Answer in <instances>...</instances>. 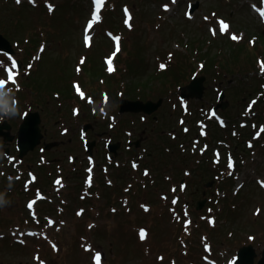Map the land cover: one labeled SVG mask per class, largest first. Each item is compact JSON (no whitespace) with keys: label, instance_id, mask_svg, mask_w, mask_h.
I'll use <instances>...</instances> for the list:
<instances>
[{"label":"rangeland","instance_id":"obj_1","mask_svg":"<svg viewBox=\"0 0 264 264\" xmlns=\"http://www.w3.org/2000/svg\"><path fill=\"white\" fill-rule=\"evenodd\" d=\"M44 1L38 0L39 7L34 8L32 5L35 0H19V3L17 0H0V33L5 35L7 28V20L2 18V12L8 16L13 13L12 22L17 24L19 21L21 25L15 38L16 41L10 39L15 55L4 56L3 53H0V81L4 82V87L0 88V92L6 87L4 93L2 92L3 96L8 94V88H10V92L17 89L14 85L20 86V77L25 75L26 71L27 74L30 72V66L26 67L24 63L21 64L24 62V53L27 48L15 44V42L18 40L26 42V39H29L38 46L40 45L39 52L37 54L36 51L34 52L36 59L40 58L41 53H44L43 58L47 56V53H51L48 62H42L44 69H41L37 74L35 88H38L41 93L37 94L35 89H31L32 81L29 80L27 82L30 85L29 93L17 99L20 105L18 109L14 108L15 112H8L13 117L10 120L13 125L12 129L14 132L18 131L25 114L39 112L42 125L48 133L46 142L55 144L51 150H48L46 146L44 153H40L37 149L27 154L23 159L24 162L17 159L19 152L15 143L3 142L0 146L2 166L0 197L2 194L1 201L4 202L0 206V218L4 223V227L0 225V228L2 227L0 230V260L8 264H95L94 257L99 254L105 260L104 264H175L172 258L178 263L183 264L184 261L186 264V259L194 249L190 245L193 238H190L189 235H185L180 242V238L183 236L182 230L185 232L192 229L188 226L189 218L183 207L184 201H188V198L184 199L183 196H191L194 181L199 182L195 189L194 204L201 199L204 191L207 193V198L210 192H213L212 197H214L218 194V190L224 189L225 191L223 193L226 195L225 200L221 202L220 208L217 210V216L220 219V221L217 220L218 225L223 230L217 234L219 240L213 243L214 247H222L224 243L226 251H230L231 249H227V246L236 244V248H239L244 244H252L260 254L264 249V190L255 182V179L260 177L261 180H264V136L259 132L261 128H264V118L245 119L249 115H254V111H250L251 105L245 103L257 95L254 100L260 102L254 105L253 109L264 110V99L259 94L260 92L253 96H250L249 93L234 95V92H238L239 88L244 87L245 83L250 81L247 80V73H258V69L262 70V62L257 63L256 56L249 58L234 46L231 48L226 46L220 51L212 46L211 56L208 60L212 59L213 62L215 60L216 69L213 72L199 73L206 77L204 97L199 100L189 97L180 98L182 93H188L183 90L186 88L185 84L166 93L168 88H166L165 81L157 78L156 76L159 75L155 73L158 62L162 61L163 53L178 49L177 42L191 43L202 40L203 35L206 34L202 27H205L209 32L210 23L208 21L213 24L214 30L221 29L220 21H223L230 26L232 31L240 32L242 35L248 34L250 30L254 32V26L262 24L261 21L264 20L260 14L263 10L256 7L255 1L257 0H175V3L173 0H157L151 3L148 0H112L107 8L105 0H102L101 4L106 10L102 13V18L101 13L99 14L101 21L95 24L97 26L93 30H91L93 23L98 20L94 21V18L90 17L92 0H50L58 6L60 2L67 3L66 10L59 9L52 14H49L45 9L47 3L44 4ZM197 1L201 3L200 7L193 16H188L191 4H195ZM187 2H190L188 11H186ZM162 4H164L163 7H161ZM52 6L54 7V5ZM74 6H76L75 14L72 13ZM166 7L167 10H165ZM185 13L188 20L185 18ZM144 16L148 21L157 17L162 22L153 23L150 26L142 22ZM103 21H105L104 24ZM57 22L61 24L59 25ZM258 34H261V31L255 33V35ZM48 37L53 38L52 44H48L46 41ZM260 41V38L253 36L251 44L256 43V49L259 47ZM117 43L119 44L118 52L116 50ZM174 43H176L175 46ZM29 44L33 48L34 43ZM184 51L188 53V48H185ZM177 55L181 56V53ZM102 56H106V60L111 59L112 67H115L117 63L116 67L118 65L126 70L125 66L128 60L131 61V67H143L145 63H149L148 67L143 68L144 77L142 76V79H146V81L141 79V83H147V87L145 91L137 94H142L141 101L143 103L147 100L158 103L162 99V106L152 115L119 113L123 101L128 98L133 99L137 94L125 97V86L119 93V90L110 88L105 79L94 77L92 70L81 80L84 89L89 93L86 94L82 89L83 95L79 96L81 101L73 91H71L72 98H65V94L71 89L69 84L65 83L60 89L55 90L51 67L59 65L75 67L77 63H79L77 67H81L91 57L97 63L95 68L98 69L104 66L103 62L106 63ZM192 56H196L195 52L192 53ZM234 57L237 59L234 60ZM183 58L179 76L189 78L191 76L189 69L193 65H187V57ZM82 60L83 63H81ZM13 61H15V67ZM36 64L40 66L39 62ZM106 66L109 67V65ZM10 73L11 77L16 76L15 82L10 80ZM71 73L73 77L65 76L64 81L68 77V79L73 78L72 80L80 82L75 70ZM117 75L127 85L132 83L127 73H117ZM260 77L264 78V74H260ZM260 81L264 83V79H256L254 86L258 85ZM58 82H62L61 76H59ZM115 83L118 84V82ZM223 91L226 98L219 101ZM48 93L57 94L58 98ZM11 94L13 96L15 92L12 91ZM242 99L243 104L240 103ZM226 101L229 102L226 109H218L219 116L221 114L227 120V128L225 131H220L214 127L213 120L217 119V116L211 110ZM242 115L244 116L242 117ZM203 120L206 121L207 126L210 123L206 130L208 132L206 138L200 137L199 133L201 129L199 122ZM88 126L89 128H87ZM256 130L257 134H254ZM213 133L217 134L215 138L212 137ZM138 141L140 144L142 141L145 143L140 150L133 152L131 150L133 146L130 147V145ZM89 142L94 143L92 156L86 153V144ZM114 144H119L116 153L110 151V146ZM77 146L82 147L81 150L74 151ZM149 146L153 147L152 151L148 149ZM40 147H44L43 144ZM71 148L73 150H70ZM6 149L11 154L5 155ZM195 151H199L201 156L198 155L191 160L190 154ZM219 153L221 154V160L218 163L220 171L227 180L224 182V177H220L219 182L214 183L215 186L210 188L208 193L205 186L211 180L207 178V172L203 173L204 177L199 175L195 170L196 165L200 160L202 162L211 157V166L205 165V167L207 169L215 167L214 159L219 158ZM74 157L79 158L75 163H80L79 165L82 167L80 175H85L84 169L87 165L89 167V164L90 166L94 164L98 170L102 171L104 180L101 181V186L106 183L110 184L112 193L118 192L120 196L115 200L112 209L117 212L121 209L126 213L125 216L121 215L119 227L115 228V232L110 236L105 233L104 237H100L98 233L95 235L94 231H86L87 225H89L88 218H90L87 212L83 218H78L77 239L80 240L82 236L86 235V240L89 242L94 240L103 248L100 249L102 252L94 251L92 262L90 254H87L85 259L81 258L82 254H86V251L92 250L90 246L84 249L82 246H73L71 242H67L61 253L59 252L58 243L61 245L62 234L59 225L52 229V234L55 235L54 239L45 238V240L37 242L31 239L32 237L36 238L35 234L21 229L16 230L13 223L9 221V216H4L17 207V201H19V198L15 196L17 189L14 184H8V178L11 173H13L12 178L22 176L20 172L15 173L12 166L6 168L4 163L13 162L17 168L20 167L19 170L24 172L33 168L34 174L39 172L42 177H45L47 176L46 171L51 170V167L44 169L46 165L41 167L37 165V161L52 159L56 163L52 166L49 176L58 174L57 166L68 164L71 166L70 168L59 172L60 174L64 173L65 177V173L70 171L74 165L68 163V160L72 162L71 158ZM132 161L135 165L140 163L141 170L146 169L151 172L148 178L156 181L153 185L154 188H159V179L158 176L154 177L155 174H164L171 169L179 170V173H174L173 182L179 184L184 181L183 184H179L180 191L189 185L182 198L172 195V201L177 199L180 206L171 207V203H166L165 196H163L165 201L161 197L162 193H168L165 189H170L171 186L168 183L165 187L163 183L162 188L165 189L158 195L156 194L157 199L154 200L157 206L151 209H141L138 204V196H147L149 193L155 192L151 185V191L146 186V176L140 175L141 178L135 176L136 172L130 168ZM208 165H210L209 162ZM157 167H160V170H156ZM238 167L244 170L236 174L234 168L237 170ZM153 171L155 174L152 173ZM118 174L125 176L127 181L117 177ZM232 175L236 177L234 188H231L234 185L230 183V180L233 179ZM192 177H195L193 181ZM42 179L48 180L47 178ZM82 181L74 178L66 182L68 185H77ZM246 182L248 185L238 194H234L233 190L240 188V185ZM87 183L89 187L92 186V183L90 184L88 181ZM3 185L6 186L5 190L2 189ZM45 185L48 187L49 183L45 182ZM8 189H11L12 192H9ZM36 192L33 189L25 192L24 206L27 197L33 196ZM48 192L53 193V189L49 190L48 188ZM74 192L80 193L79 191ZM90 193V191H85L84 195L89 196ZM136 198L137 203L134 206ZM104 203H106V199L99 200V205ZM83 207L87 209L86 205L79 206V208ZM169 207L171 208L169 209ZM257 207L262 210L261 213L257 212ZM207 210H209V204L202 212L206 213ZM105 219L112 223L117 222L116 217L106 215ZM204 219L203 215L196 216L195 222H191L193 228L198 224L207 227V222ZM45 221L48 224V221ZM51 223L49 221L50 225ZM141 231L144 232L143 239H141ZM66 235L69 237L71 234L67 233ZM108 239L109 243L106 241ZM83 243L85 244V241ZM195 243L198 245L197 241ZM188 246L190 247L189 254L184 255ZM223 254H225V250Z\"/></svg>","mask_w":264,"mask_h":264},{"label":"trees","instance_id":"obj_2","mask_svg":"<svg viewBox=\"0 0 264 264\" xmlns=\"http://www.w3.org/2000/svg\"><path fill=\"white\" fill-rule=\"evenodd\" d=\"M112 0H109V2L111 3ZM45 3H52V1L50 0H45L44 1V4ZM108 5V4H107ZM39 7V6H38ZM56 9L54 10V12L56 10H59V9H62L63 11L66 10L67 8V3L66 2H60L59 3V6L58 5H55ZM58 8V9H57ZM53 12V13H54ZM108 13H110V11H108ZM51 14V13H49ZM13 13L11 16H8L6 15L4 12H2V18L4 20H7L6 22V25H7V28H6V31H5V36L6 37H9V39L13 40V41H16L15 38L19 32V27H21L20 25V22L17 21V24H14L12 22V17H13ZM1 23V21H0ZM57 24H61L60 22H57ZM113 25V24H111ZM33 37V35H31ZM253 36H256L257 38H260V43H259V47H257L255 49V44H251L252 42V38ZM252 37V38H251ZM251 38V39H250ZM47 39V42L48 44H52L53 43V38L50 37L49 39ZM17 45H22V46H25L27 49L25 51V59H24V65L25 66H28V65H35V62L33 61V55H34V52L37 51L39 49V46L34 42V41H30L29 39H26V42L24 41H17L15 42ZM29 43H34V46L33 48L31 47V45ZM236 47L238 50L241 51L242 54H245L247 57L249 58H252L253 56H256L257 58V63H261V62H264V33L261 32V34H258V35H255V33H252L251 31L248 32L247 36H244L242 39L230 44V48L231 47ZM50 58L49 54H47V56L45 58L42 59V61L40 60L39 63H40V66H38V64H36V67H44L42 62L45 63V62H48V59ZM188 59V58H187ZM237 57H234V60H236ZM182 59H178L177 61H171V62H167V69L165 70L164 72V76H162V79H169L170 81L172 82H169L171 83L173 86L175 87H179L182 83L186 82L187 81V78L188 77H183L181 78L179 75L181 73V65H180V62H181ZM130 60L127 61V64H126V67H127V71L128 73L132 76V79H131V82L132 83H129L128 85L124 84V86H126V91H125V97L126 95L129 94V97L137 93H140V92H143V91H139L141 87H143L144 89H146L147 87V83H141V77H142V74H143V67H148L149 63H145L143 65V67H131L130 66ZM142 62H144V60H142ZM95 64H97L94 60L90 61L89 62V65H87V67H94ZM134 64H135V61H134ZM206 64L209 66L208 68V72L210 70L211 67H213L215 65V60L214 62L212 61V59L208 62H206ZM58 67H64L63 65H59ZM104 67V66H102ZM259 71L258 72H261L262 70L258 69ZM86 74L88 73L89 75V71L88 70H85ZM189 72L192 74L191 70L189 69ZM98 74L101 76V77H104L105 75V71H104V68H102L100 71H98ZM249 74V76H247V79L250 80L248 83H245V86L240 88L241 90H239L240 93L242 94H246V93H249L250 96H253V95H256L258 92H260L259 94L262 95V99H264V83L262 81L259 82L258 85L254 86V83H255V80L256 79H259V80H262L264 78H261L260 77V73H247V75ZM262 74H264V71H262ZM261 74V75H262ZM71 75V74H70ZM69 76V75H68ZM106 77H108L109 75H105ZM115 80H117L115 78ZM110 81L113 83L114 82V78H111ZM110 81H108V84L110 85L111 88H114V90H117L115 87H112L111 84H110ZM118 82V86H121L122 82L120 80H117ZM256 84V83H255ZM56 88V87H55ZM121 90H119L120 92ZM138 96H142V94H137ZM257 97L254 96L253 98H251L250 102L248 105H256L258 104L260 101L259 100H254V98ZM254 108V106H253ZM252 108V112L254 111V114L256 115V118H264V110H254ZM245 115V114H244ZM243 115V116H244ZM247 118V117H246ZM214 127L220 131H225V126H219L217 125L216 123L214 124ZM217 134L213 133L212 137H215ZM198 154H196V157H197ZM205 164V162L202 163L201 167H203V165ZM219 170H220V167L219 165L217 166V168L215 167H212L210 169V179L211 180H214L216 177L215 175H218L219 173ZM110 202V201H109Z\"/></svg>","mask_w":264,"mask_h":264},{"label":"water","instance_id":"obj_3","mask_svg":"<svg viewBox=\"0 0 264 264\" xmlns=\"http://www.w3.org/2000/svg\"><path fill=\"white\" fill-rule=\"evenodd\" d=\"M0 50L6 51L8 53L14 54L12 46L9 41H7L0 34ZM205 79L199 78L195 79L187 88L183 89L184 91H188L187 94H183V97H191L202 99L204 90L203 83ZM224 99V95L221 97ZM162 102L158 104H154L153 102L143 103L141 101L136 102H124L122 104L121 112H145L147 114L153 113ZM41 123V119L38 113H31L25 117L24 122L22 123L19 133H18V145L20 149V157L23 158L29 152H32L36 149V147L40 144L42 135L41 129L39 127ZM10 129L8 125L5 126ZM2 126H0V129ZM12 140V139H9ZM264 255V254H263ZM255 258V252L252 247L244 248L240 251V260L237 264H253ZM259 264H264V260L260 261Z\"/></svg>","mask_w":264,"mask_h":264},{"label":"flooded vegetation","instance_id":"obj_4","mask_svg":"<svg viewBox=\"0 0 264 264\" xmlns=\"http://www.w3.org/2000/svg\"><path fill=\"white\" fill-rule=\"evenodd\" d=\"M41 128H42V130H43V133H44V139H43V146L44 147H41L40 149H39V152L40 153H44L45 151H46V146L47 145H49V144H52V145H54L55 146V144L54 143H47L46 142V139H47V135H48V133L46 132L47 130L46 129H44V126L42 125V123H41ZM10 134H11V136H12V139H13V141H12V143H15V145H16V149H17V147H18V132H14L13 131V129L11 128V130H10V132H9ZM135 142V141H134ZM2 143V141H0V144ZM11 144V143H10ZM117 145H119V144H114V145H112V146H110V151L112 152V153H116V151H117V149L119 148V146H117ZM136 145V144H135ZM53 146V147H54ZM109 146V145H108ZM107 146V147H108ZM52 147V148H53ZM51 148V149H52ZM81 148L82 147H80V146H77L75 149H74V151H79V150H81ZM51 149H48V150H51ZM59 150V149H58ZM109 150V149H108ZM109 151V152H110ZM7 152V153H6ZM107 153H108V151H106ZM6 154H11L10 153V151L8 150H5V155ZM109 155H110V153H108ZM77 159H79V158H73V164H74V167H77V166H79V164H77V163H75V161H77ZM112 159H114V158H112ZM38 163V162H37ZM47 163L48 164H55L56 163V161H54V160H52V159H50V160H48L47 161ZM60 171H64L65 169L61 166L60 167V169H59ZM11 175H12V173H11Z\"/></svg>","mask_w":264,"mask_h":264},{"label":"snow or ice","instance_id":"obj_5","mask_svg":"<svg viewBox=\"0 0 264 264\" xmlns=\"http://www.w3.org/2000/svg\"><path fill=\"white\" fill-rule=\"evenodd\" d=\"M101 2H102V0H97V4H99ZM17 3H19V0H17ZM173 3H175V0H173ZM165 10H167V7L165 8ZM261 17L264 18V11L261 12ZM95 20H99V15L98 14L94 16V21ZM220 24H221V31H226L228 29V27H229L223 21H220ZM89 27H91V24H89ZM213 34H215V32ZM231 38L233 40H237L238 39V37H236L235 35H233ZM116 50H117V52L119 51V44L118 43H117V49ZM81 63H83V60L81 61ZM107 63L109 65V71H113V68L111 67V64H112L111 59H109L107 61ZM13 66L15 67V61H13ZM160 67L163 68L164 65H161ZM261 69H262V71H264V62L261 63ZM10 78L13 80V82H15L14 77H11V73H10ZM2 87H4V82L3 81H0V88H2ZM77 91L79 92V87L78 86H77ZM81 95H83V93H81ZM145 174H147V173H145ZM262 187H264V183H262ZM173 191H175V189H173ZM173 203H176V201L174 200ZM28 207L30 209L32 208V203L31 202L28 204ZM143 238H144V232L141 231V239H143ZM53 247H55V246H53ZM99 259H100V256H99V254H97L96 257H95V260L98 262Z\"/></svg>","mask_w":264,"mask_h":264},{"label":"clouds","instance_id":"obj_6","mask_svg":"<svg viewBox=\"0 0 264 264\" xmlns=\"http://www.w3.org/2000/svg\"><path fill=\"white\" fill-rule=\"evenodd\" d=\"M3 203H4L3 201H0V206H2V205H3Z\"/></svg>","mask_w":264,"mask_h":264},{"label":"bare ground","instance_id":"obj_7","mask_svg":"<svg viewBox=\"0 0 264 264\" xmlns=\"http://www.w3.org/2000/svg\"><path fill=\"white\" fill-rule=\"evenodd\" d=\"M2 135V128L0 129V136Z\"/></svg>","mask_w":264,"mask_h":264}]
</instances>
